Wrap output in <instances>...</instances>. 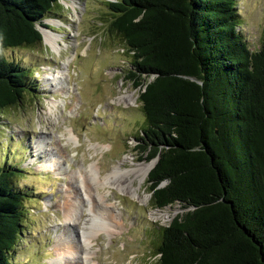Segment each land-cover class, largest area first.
Segmentation results:
<instances>
[{
	"label": "trees",
	"instance_id": "1",
	"mask_svg": "<svg viewBox=\"0 0 264 264\" xmlns=\"http://www.w3.org/2000/svg\"><path fill=\"white\" fill-rule=\"evenodd\" d=\"M60 0H0V113L31 74L7 50L43 41ZM238 0H116L112 29L133 58L146 118L139 148L158 158L153 206L185 212L162 229L160 264H264V37L251 51ZM149 78L152 81L148 83ZM0 167V264H17L24 198Z\"/></svg>",
	"mask_w": 264,
	"mask_h": 264
},
{
	"label": "rangeland",
	"instance_id": "2",
	"mask_svg": "<svg viewBox=\"0 0 264 264\" xmlns=\"http://www.w3.org/2000/svg\"><path fill=\"white\" fill-rule=\"evenodd\" d=\"M115 1L60 0L37 25L58 44L43 37L6 51L32 82L20 105L0 113V167L15 174L24 198L17 264H160L162 229L185 212L179 204L154 208L149 176L142 182L130 175L137 196L103 180L119 162L123 171L153 163L152 171L158 161L148 160L137 141L146 123L143 88L129 77L133 58L112 29ZM237 10L238 30L251 51L260 50L264 0H238Z\"/></svg>",
	"mask_w": 264,
	"mask_h": 264
},
{
	"label": "bare ground",
	"instance_id": "3",
	"mask_svg": "<svg viewBox=\"0 0 264 264\" xmlns=\"http://www.w3.org/2000/svg\"><path fill=\"white\" fill-rule=\"evenodd\" d=\"M50 20H52V19H50ZM43 37H44L45 43H47L49 45L58 44L57 42H58V38L59 37L57 35H54V34L50 33L49 31L48 32L44 31L43 32ZM120 100H123L125 102H130V101H133L134 99L132 100V98L130 96H128V97L124 96V97H120ZM152 164H149V165H136L135 167L133 166V168L128 170V171H123V168H122L123 164L119 162L118 164H116L114 166L113 172L108 174L107 176L103 177L104 178L103 180L105 181V185L108 186V187L117 188L120 191H123L124 193H126L128 195L137 196V191L134 189V186H133V181L134 180L131 178L130 175H133L134 178L140 179L142 182H144L149 176V173H150V171H151V169L153 167ZM68 209H69L70 212L74 211L76 209V204L75 203H73V204L71 203L69 205ZM95 214L99 218L102 217V213L100 211L99 212H95ZM164 215H166V214H164ZM71 216H68L67 218L71 219L72 218ZM82 234H84V233H82ZM73 235L74 234L72 233V230L69 229L68 230V237H73ZM77 254H79L78 251H77V248L73 249L72 256H74V258H75L77 256ZM59 256H61V255H59ZM63 258H65V256L64 257L62 256V260H63Z\"/></svg>",
	"mask_w": 264,
	"mask_h": 264
},
{
	"label": "water",
	"instance_id": "4",
	"mask_svg": "<svg viewBox=\"0 0 264 264\" xmlns=\"http://www.w3.org/2000/svg\"><path fill=\"white\" fill-rule=\"evenodd\" d=\"M158 160V159H157ZM158 162V161H157Z\"/></svg>",
	"mask_w": 264,
	"mask_h": 264
}]
</instances>
